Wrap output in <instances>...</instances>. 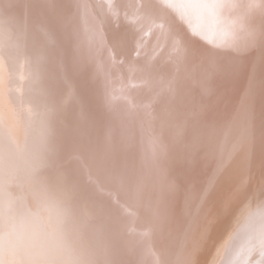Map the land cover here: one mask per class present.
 <instances>
[{"label":"bare ground","instance_id":"6f19581e","mask_svg":"<svg viewBox=\"0 0 264 264\" xmlns=\"http://www.w3.org/2000/svg\"><path fill=\"white\" fill-rule=\"evenodd\" d=\"M221 2L0 0V264H264V0Z\"/></svg>","mask_w":264,"mask_h":264},{"label":"snow or ice","instance_id":"6c2138e0","mask_svg":"<svg viewBox=\"0 0 264 264\" xmlns=\"http://www.w3.org/2000/svg\"><path fill=\"white\" fill-rule=\"evenodd\" d=\"M222 3L221 0H159V4L165 9L174 10L180 17L185 16L187 9L199 10L200 13H207L213 18L215 25H223L225 33L231 27L221 23L215 16V6ZM185 44L201 54L214 53L216 55H223L231 57L234 55L230 46L225 45L223 41L216 43L209 40L206 35L195 29H187L184 34Z\"/></svg>","mask_w":264,"mask_h":264},{"label":"rangeland","instance_id":"374dc122","mask_svg":"<svg viewBox=\"0 0 264 264\" xmlns=\"http://www.w3.org/2000/svg\"><path fill=\"white\" fill-rule=\"evenodd\" d=\"M176 67L178 64L175 65ZM258 200V199H256ZM255 200V201H256ZM258 201H256L257 203ZM264 211V199L258 203V206L253 210L252 212L248 213L246 216H244L239 222L244 220L243 224L239 226L238 223L232 228V229H237V231H240L242 229V226L246 225L248 222L253 224L254 222H260L263 218L264 215L262 214L260 217L258 216L259 213ZM237 227V228H236ZM234 231V230H233Z\"/></svg>","mask_w":264,"mask_h":264},{"label":"clouds","instance_id":"9594fccd","mask_svg":"<svg viewBox=\"0 0 264 264\" xmlns=\"http://www.w3.org/2000/svg\"><path fill=\"white\" fill-rule=\"evenodd\" d=\"M12 240L9 236L7 235H0V248H3V246L7 244H11Z\"/></svg>","mask_w":264,"mask_h":264}]
</instances>
